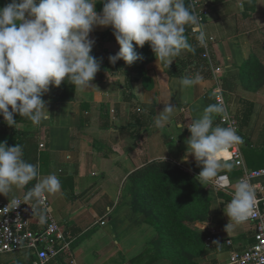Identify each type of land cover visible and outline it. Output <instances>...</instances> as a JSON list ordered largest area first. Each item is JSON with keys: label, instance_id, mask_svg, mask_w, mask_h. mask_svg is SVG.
Listing matches in <instances>:
<instances>
[{"label": "crops", "instance_id": "crops-1", "mask_svg": "<svg viewBox=\"0 0 264 264\" xmlns=\"http://www.w3.org/2000/svg\"><path fill=\"white\" fill-rule=\"evenodd\" d=\"M6 2L0 0V7ZM201 7L209 12L208 17L199 26H186L185 32L194 50L182 51L169 67L157 62L155 56L145 71L138 62L131 66L123 60L111 64L108 57L119 51V45L110 27H97L90 33L95 40L91 55L102 58V64L92 81L93 88L75 92L67 82L61 91L50 86L43 99L48 102L51 120L39 126L17 114L14 119L18 124L9 127L0 116V142L7 140L9 147L21 144L24 159L38 164L41 176L55 173L59 177L61 192L47 196L49 201L54 198L64 204L51 207L60 227L73 241L76 264H172L152 253L157 232L146 216L133 211L128 178L137 169L161 160L176 163L197 177L202 170L187 154L186 145L191 121L216 103L214 73L203 58L204 47L196 39L201 29L213 62L223 70L227 103L236 119L241 115L246 120V126H239L245 164L249 169L256 167L245 155H254L260 150L254 145L264 143V86L251 91L243 77L250 71V57L264 65V0H202ZM102 8V4H96L98 13ZM196 73L202 77L200 84L191 88L180 85L185 75ZM57 93L74 99L54 100L52 95ZM168 102L176 111L169 125L157 128L155 121ZM213 122L221 124L220 115L213 114ZM221 174H228L235 184L242 172L233 164L231 170H222ZM34 183L24 189L13 186L8 196L0 195V201L23 197ZM210 215L208 222L197 226L205 224L210 234L215 233L219 245L207 248L200 264H229L228 239L238 252L255 243V223H245L244 230L235 227L226 231V214L222 216L212 207ZM22 253L28 263L27 253ZM140 255L141 261L134 262ZM5 256L0 257V264L22 263L15 259L5 263L11 260ZM50 264L65 261L61 258Z\"/></svg>", "mask_w": 264, "mask_h": 264}, {"label": "clouds", "instance_id": "clouds-1", "mask_svg": "<svg viewBox=\"0 0 264 264\" xmlns=\"http://www.w3.org/2000/svg\"><path fill=\"white\" fill-rule=\"evenodd\" d=\"M97 3L103 5L99 13ZM194 4L195 0H8L0 7V116L9 127L18 124L17 114L39 126L51 120L48 102L43 99L50 86L58 88L67 82L75 92L93 88L102 64V58L91 55L95 40L90 33L97 27H110L119 45V51L108 57L111 64L123 60L131 66L141 61L136 48L148 44L156 61L169 67L182 51L194 50L185 35L186 26H199ZM196 39H205L202 29ZM201 81L199 73L185 75L180 85L191 88ZM175 111L169 102L164 104L154 126L169 125ZM213 114L228 119L223 104L205 107L187 127V154L202 168L198 175L201 184L234 189L224 208L229 218L225 230L229 231L257 215L258 198L249 178L242 177L233 185L220 177L222 170L233 168L226 160L230 150L244 141L232 125H214ZM219 179L224 183L217 184ZM33 181L23 201L12 198L8 207L16 209L33 201L43 205L44 197L60 193L62 186L55 173L41 176L39 165L24 159L21 144L9 147L7 140L0 142V195L8 196L13 186L24 189ZM46 212V207L35 212L39 223H46Z\"/></svg>", "mask_w": 264, "mask_h": 264}, {"label": "trees", "instance_id": "trees-1", "mask_svg": "<svg viewBox=\"0 0 264 264\" xmlns=\"http://www.w3.org/2000/svg\"><path fill=\"white\" fill-rule=\"evenodd\" d=\"M136 51L143 57L137 62L143 65L145 71L155 55L148 44L136 48ZM248 66L250 71L243 78L251 91H257L264 86V65L252 56ZM63 85L64 82L58 91ZM52 98L58 101L74 99L58 93ZM128 180L133 211L146 216L147 222L156 229L157 235L151 244L152 253L157 255L155 257L172 264H200L199 259L207 250L206 240L210 232L195 226L211 218L213 198L210 187L201 184L200 178L184 171L178 164L162 160L137 169ZM223 196L230 201L229 195L224 193ZM141 258L142 255L134 262L141 261Z\"/></svg>", "mask_w": 264, "mask_h": 264}, {"label": "built area", "instance_id": "built-area-1", "mask_svg": "<svg viewBox=\"0 0 264 264\" xmlns=\"http://www.w3.org/2000/svg\"><path fill=\"white\" fill-rule=\"evenodd\" d=\"M201 2L202 0H195L193 9L195 14L200 18L199 25L209 15L208 11L202 9ZM200 43L204 47L203 58L208 61L214 73L216 81L215 90L219 89L215 94L216 103H221L226 107L228 119L224 121L220 116V123L232 125L239 134L238 121L230 111L226 92L222 88L223 70L213 62L208 50V42L204 39ZM241 146L242 144L234 146L230 150V156L226 160L232 162L242 172L239 179L247 177L255 187L258 198V212L255 217L248 221L256 225L255 243L243 252H238L233 248V241L228 239L226 245L231 250L229 264H264V168L249 169L245 164ZM220 177L230 180L234 185V179L228 174H221ZM222 183H224L223 179L217 181V184ZM211 188L224 193L232 191V188L222 189L216 186H212ZM18 198L23 201V197ZM8 204L9 201H0V256L25 252L29 260L27 264H50L63 257L72 259L70 264H76V261L73 259V241L68 239V236L53 215L51 203L47 195L44 197L43 205H38L33 201L29 205L22 204L18 208L13 209L8 207ZM45 207L47 208V221L41 224L35 212ZM104 224L103 222L102 225ZM215 242V233H211L206 240L207 248L213 247L216 244Z\"/></svg>", "mask_w": 264, "mask_h": 264}, {"label": "rangeland", "instance_id": "rangeland-1", "mask_svg": "<svg viewBox=\"0 0 264 264\" xmlns=\"http://www.w3.org/2000/svg\"><path fill=\"white\" fill-rule=\"evenodd\" d=\"M228 98H229V96H228V94H226V99L228 100ZM228 102V101H227ZM230 111H231V113L232 114H234V116H236L235 115V113H234V111H233V108H231L230 107ZM237 117V116H236ZM238 122H239V126L241 127V129H242V127H244V124H245V126H246V120L245 119H243V116H239L238 117ZM263 135H264V127H263ZM256 148H259L260 150H258V151H256V152H254V155H245L246 156V158H247V160L248 161H252L251 163L252 164H254V165H256V167H254V168H257V169H260V168H264V143L263 142H259V143H256L255 145H254ZM254 159V160H253ZM210 187V186H209ZM221 194H222V196H223V194L224 193H220V192H218V191H216V190H214L213 188H211L210 187V195L212 196V198H213V200H212V206H211V210H212V207H213V211H215V210H218V211H220V214L223 216L224 215V211H223V209H224V206H225V203H226V201H227V199H225V197L223 196V198H222V196H221ZM71 197H72V199L74 200L75 198H73V195H71ZM216 199H219V201H217ZM215 200V201H214ZM50 202H51V204H52V206L54 207V205H59V206H61V205H64V204H62L60 201L57 203L55 200H54V198H51V200H50ZM214 202V203H213ZM216 202H218L217 204H215ZM215 206V207H214ZM219 213V212H218ZM219 217H221V216H219ZM245 226V224H243V225H241V226H236L237 228H240V229H238V230H244V227ZM205 227L207 228V226L205 225V224H201V225H196L195 226V228L196 229H199V230H202V231H207L206 229H205ZM233 230V229H232ZM4 256V255H3ZM3 256H0V257H3ZM5 257H7V258H9V259H11V260H9V261H7V262H5V263H9V262H11V261H13L14 259L16 260V262H26V260L23 258V253H17V254H9V255H7V256H5ZM230 257V256H229ZM229 257H228V260H229ZM63 259H64V261H65V264H70V262H71V260L72 259H67V258H65V257H63ZM65 259H67V260H65ZM76 259V258H75ZM58 261H60V260H58ZM77 261V260H76ZM21 263V264H22ZM78 264V263H77Z\"/></svg>", "mask_w": 264, "mask_h": 264}]
</instances>
